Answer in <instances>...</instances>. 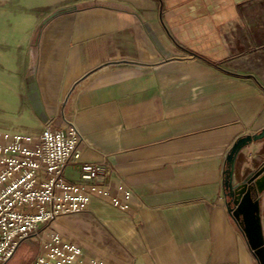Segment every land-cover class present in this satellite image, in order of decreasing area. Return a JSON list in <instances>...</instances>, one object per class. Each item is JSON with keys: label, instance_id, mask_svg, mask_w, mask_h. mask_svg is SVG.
Instances as JSON below:
<instances>
[{"label": "crops", "instance_id": "0c3cea01", "mask_svg": "<svg viewBox=\"0 0 264 264\" xmlns=\"http://www.w3.org/2000/svg\"><path fill=\"white\" fill-rule=\"evenodd\" d=\"M262 48L264 0H0V133L73 122L78 161L105 160L112 189L136 192L130 208L94 195L48 224L83 264H259L223 167L264 128V80L233 65ZM257 153L264 138L243 151ZM65 175L80 181V164ZM31 240L9 264L32 263Z\"/></svg>", "mask_w": 264, "mask_h": 264}, {"label": "built area", "instance_id": "2783aa9c", "mask_svg": "<svg viewBox=\"0 0 264 264\" xmlns=\"http://www.w3.org/2000/svg\"><path fill=\"white\" fill-rule=\"evenodd\" d=\"M83 139L75 123L59 126L52 120L38 136L0 133V264H9L21 244L33 237L39 249L31 264H83L82 247L48 229V224L87 210L94 195L130 208L136 192L125 181L112 189L114 169L108 162L78 161ZM76 162L80 181L65 175L67 166Z\"/></svg>", "mask_w": 264, "mask_h": 264}, {"label": "water", "instance_id": "95a60500", "mask_svg": "<svg viewBox=\"0 0 264 264\" xmlns=\"http://www.w3.org/2000/svg\"><path fill=\"white\" fill-rule=\"evenodd\" d=\"M233 65L253 70L264 80V48L235 58ZM262 138L264 128L255 133L238 136L227 152L223 167L227 210L242 229L259 264H264V157L258 153L248 156L243 151Z\"/></svg>", "mask_w": 264, "mask_h": 264}, {"label": "rangeland", "instance_id": "374dc122", "mask_svg": "<svg viewBox=\"0 0 264 264\" xmlns=\"http://www.w3.org/2000/svg\"><path fill=\"white\" fill-rule=\"evenodd\" d=\"M31 242H32V245L34 247H36L37 245H39V240H38L37 237H33L32 240H31ZM36 253H37V251H36ZM36 253H35V255H36Z\"/></svg>", "mask_w": 264, "mask_h": 264}]
</instances>
